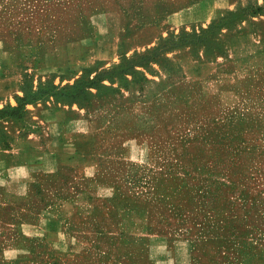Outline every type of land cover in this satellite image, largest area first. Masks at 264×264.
Listing matches in <instances>:
<instances>
[{
	"label": "rangeland",
	"instance_id": "1",
	"mask_svg": "<svg viewBox=\"0 0 264 264\" xmlns=\"http://www.w3.org/2000/svg\"><path fill=\"white\" fill-rule=\"evenodd\" d=\"M0 264H264V2L0 0Z\"/></svg>",
	"mask_w": 264,
	"mask_h": 264
},
{
	"label": "snow or ice",
	"instance_id": "2",
	"mask_svg": "<svg viewBox=\"0 0 264 264\" xmlns=\"http://www.w3.org/2000/svg\"><path fill=\"white\" fill-rule=\"evenodd\" d=\"M262 2H264V0H262Z\"/></svg>",
	"mask_w": 264,
	"mask_h": 264
}]
</instances>
